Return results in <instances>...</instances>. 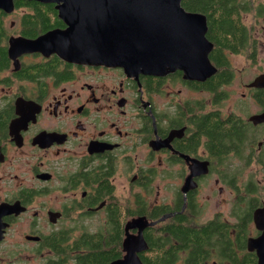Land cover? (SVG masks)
<instances>
[{
    "label": "flooded vegetation",
    "instance_id": "flooded-vegetation-1",
    "mask_svg": "<svg viewBox=\"0 0 264 264\" xmlns=\"http://www.w3.org/2000/svg\"><path fill=\"white\" fill-rule=\"evenodd\" d=\"M66 16L62 1L0 6V264H110L125 241L143 264H257L264 88L246 84L257 111L233 101L230 56L258 49L213 40L203 79L84 62ZM241 19L257 43L264 22Z\"/></svg>",
    "mask_w": 264,
    "mask_h": 264
},
{
    "label": "water",
    "instance_id": "water-1",
    "mask_svg": "<svg viewBox=\"0 0 264 264\" xmlns=\"http://www.w3.org/2000/svg\"><path fill=\"white\" fill-rule=\"evenodd\" d=\"M44 1H62L68 14L66 51L73 55H90L89 60L75 55L73 59L151 73L180 68L185 76L195 78H206L216 71L208 55L212 43L205 35L206 16L185 11L181 0ZM6 3L12 4V0H0V6ZM181 27L183 29L179 30ZM155 37L160 39V45L157 46L158 53L153 55ZM131 44L132 48L129 47ZM204 71L205 76L200 77ZM247 86L264 88V72L256 75ZM250 119L255 123L263 122L264 110L251 115ZM146 223V219H135L131 226L142 229ZM248 246L250 250H257V264H264V233L257 239L250 238ZM124 247L125 257L110 264H143L137 256L139 248L126 241Z\"/></svg>",
    "mask_w": 264,
    "mask_h": 264
},
{
    "label": "trees",
    "instance_id": "trees-1",
    "mask_svg": "<svg viewBox=\"0 0 264 264\" xmlns=\"http://www.w3.org/2000/svg\"><path fill=\"white\" fill-rule=\"evenodd\" d=\"M182 4L187 10L199 11L207 15L208 27L210 24L215 30L212 39L209 37V32H207L208 37L212 41L215 40L217 44L229 41L232 51H248L257 48V43L252 40L251 32L243 30L248 26L241 22V18H243V14L249 13L254 20L261 19L264 22V0H183ZM227 76H229L228 72H226L225 77ZM219 80L220 78L217 79V81ZM258 93H261V99L264 103V89ZM105 257L104 251L97 253L94 251L86 255L85 262L87 264H101L107 260ZM155 261L158 264H169L168 261H163L158 257H155ZM246 264H249L248 260Z\"/></svg>",
    "mask_w": 264,
    "mask_h": 264
},
{
    "label": "rangeland",
    "instance_id": "rangeland-1",
    "mask_svg": "<svg viewBox=\"0 0 264 264\" xmlns=\"http://www.w3.org/2000/svg\"><path fill=\"white\" fill-rule=\"evenodd\" d=\"M243 19L245 20V23L251 27V23L254 20L252 16L249 13H245L243 14ZM249 20H251L250 23ZM260 25V31L256 35L259 61L254 64V61L248 62L245 56H230L231 66L235 73L234 82L230 85V91L232 94L231 99L233 101L240 100L245 106L246 111L250 112L257 111L258 106L252 100L250 96L252 92L246 84L253 80L256 75L264 72V23ZM243 93H245V95H243Z\"/></svg>",
    "mask_w": 264,
    "mask_h": 264
},
{
    "label": "bare ground",
    "instance_id": "bare-ground-1",
    "mask_svg": "<svg viewBox=\"0 0 264 264\" xmlns=\"http://www.w3.org/2000/svg\"><path fill=\"white\" fill-rule=\"evenodd\" d=\"M182 1L183 0H181V5H182V7L185 9V11H188V12H198V13H202V14H204L205 16H206V19H207V30H206V38L212 43V48H211V50L214 48V42L213 41H211V39L207 36V31H208V18H207V15L205 14V13H203V12H199V11H190V10H187L186 8H185V6L182 4ZM182 8V9H183ZM183 9V10H184ZM179 30H181V29H183V27H181V28H178ZM160 39H158L157 37H155L154 38V42L152 43V45L154 46V48H155V50L152 52L153 53V55H156L157 53H158V50H157V46L158 45H160V41H159ZM130 48H132L133 47V45L131 44L130 46H129ZM150 46H148V48H149ZM210 50V51H211ZM209 51V52H210ZM75 56H77V57H80L81 59H84V60H89L90 59V55H86V54H84V53H79V54H74ZM209 55V54H208ZM211 61V60H210ZM212 63V62H211ZM213 65V64H212ZM215 66V65H214ZM216 67V66H215ZM216 69H217V67H216ZM200 77H204L205 76V71L204 72H201L200 74ZM195 78V77H194ZM197 79H203V78H197ZM190 179H191V177H190ZM158 222V221H157ZM124 244V243H123Z\"/></svg>",
    "mask_w": 264,
    "mask_h": 264
}]
</instances>
